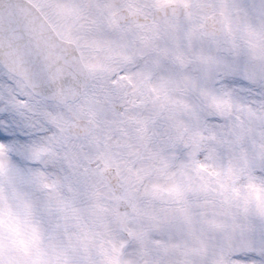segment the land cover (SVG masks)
<instances>
[{
	"label": "snow or ice",
	"instance_id": "obj_1",
	"mask_svg": "<svg viewBox=\"0 0 264 264\" xmlns=\"http://www.w3.org/2000/svg\"><path fill=\"white\" fill-rule=\"evenodd\" d=\"M0 264H264V0H0Z\"/></svg>",
	"mask_w": 264,
	"mask_h": 264
}]
</instances>
